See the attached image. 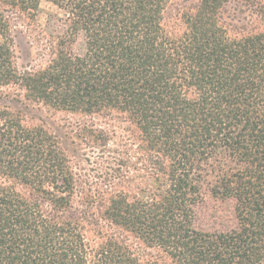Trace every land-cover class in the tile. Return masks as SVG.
Segmentation results:
<instances>
[{
	"label": "trees",
	"instance_id": "trees-1",
	"mask_svg": "<svg viewBox=\"0 0 264 264\" xmlns=\"http://www.w3.org/2000/svg\"><path fill=\"white\" fill-rule=\"evenodd\" d=\"M43 1L68 28L20 68ZM0 100V264H264V0H0Z\"/></svg>",
	"mask_w": 264,
	"mask_h": 264
},
{
	"label": "rangeland",
	"instance_id": "rangeland-1",
	"mask_svg": "<svg viewBox=\"0 0 264 264\" xmlns=\"http://www.w3.org/2000/svg\"><path fill=\"white\" fill-rule=\"evenodd\" d=\"M13 28L16 32V54L20 68L37 67L47 58L49 50L58 42L68 28L66 13L55 4L43 1L33 19L13 15ZM83 37L71 44V49L80 52ZM1 101V100H0ZM196 227L203 230H222L236 225L234 202L213 196L205 189L203 200L198 206Z\"/></svg>",
	"mask_w": 264,
	"mask_h": 264
}]
</instances>
